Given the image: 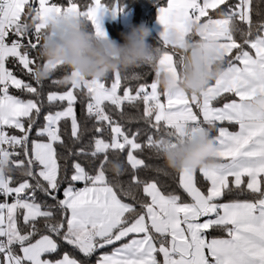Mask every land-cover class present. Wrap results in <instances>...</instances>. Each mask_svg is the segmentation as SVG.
I'll return each mask as SVG.
<instances>
[{
	"label": "snow or ice",
	"instance_id": "obj_1",
	"mask_svg": "<svg viewBox=\"0 0 264 264\" xmlns=\"http://www.w3.org/2000/svg\"><path fill=\"white\" fill-rule=\"evenodd\" d=\"M156 2L159 65L179 75L183 57L167 36L188 38L189 22L205 28L197 39L217 44L222 74L198 93L165 92L156 74L135 88L126 82L144 80L140 73L83 79L42 58L50 21L84 18L104 37L105 15L122 11L116 0H0V264H264V113L252 108L264 97V8L259 0ZM41 65L49 77L65 73L52 81L65 90L45 92L33 75ZM84 97L90 149L77 147L89 131L76 112ZM126 105H142L138 119L154 130L144 144L140 129L130 135L113 118ZM206 131L212 162L172 176L189 199L139 176L140 168L171 173L134 153L146 147L159 158L164 141ZM110 165L115 177L130 166V181L110 180Z\"/></svg>",
	"mask_w": 264,
	"mask_h": 264
},
{
	"label": "clouds",
	"instance_id": "obj_2",
	"mask_svg": "<svg viewBox=\"0 0 264 264\" xmlns=\"http://www.w3.org/2000/svg\"><path fill=\"white\" fill-rule=\"evenodd\" d=\"M204 31L202 24L193 21L188 24V38H182L175 31L168 33V43L177 47L183 57L179 75L159 65L160 52L157 46L148 42L152 30L145 23L122 32L124 42L119 43L107 35L97 36L84 18H57L50 21L49 30L42 37L40 55L46 62L58 63L83 79H104L117 71L149 65L163 91L198 93L222 74L216 42L197 39ZM33 75L34 79L43 82L50 73L41 65ZM70 80V75L65 78V82ZM252 108L257 113H264V97L254 98ZM215 148L213 137L206 131L184 140L164 141L160 157L167 169H195L212 162ZM109 167L114 173L118 171Z\"/></svg>",
	"mask_w": 264,
	"mask_h": 264
},
{
	"label": "trees",
	"instance_id": "obj_3",
	"mask_svg": "<svg viewBox=\"0 0 264 264\" xmlns=\"http://www.w3.org/2000/svg\"><path fill=\"white\" fill-rule=\"evenodd\" d=\"M61 2H62V0H61ZM104 2L111 4L114 2V0H104ZM116 2L122 8V11H120L118 14H121L123 12H129L130 13V15H131V27L133 25H140L141 23H145L152 30L151 24L154 20V11H155L156 7H158L156 0H116ZM159 2L163 4L165 2V0H159ZM256 3H257V0H254V4H256ZM259 4H260V7L264 8V0H259ZM210 14H212L211 10H210ZM254 19H255V17H254ZM92 30L94 31V29H92ZM107 31H108L110 38L114 39L115 41H117L119 43H123L124 41H123V38L121 36V33L127 32L128 29H127V27L123 26L118 20V21H112V22L107 23ZM148 42L154 46H156L157 43L159 42V39L155 35L153 30H152L151 36L148 38ZM9 66L12 67L11 64ZM14 71L16 72V74L18 75L19 78L24 79L25 81L30 80L29 76L20 72L18 69H14ZM122 73L123 74L140 73L144 76V80H142V81H127L126 82V83H131L134 88L138 83L145 82V81L151 82L154 79V75H155L154 70H152L150 68V66H148V65L131 67V68L123 71ZM64 75H65V73L63 71H56L53 73V75L51 77L46 79L44 81L45 92H47L49 90H53V91L65 90V88L67 87L66 85H54V84H52L53 80L63 79ZM17 94H19V93H17ZM23 98H27V97H23ZM84 100H85V105H81L79 102L77 103L76 112H77L78 118L81 122V125L82 126L86 125L87 128L89 129V131L85 134L82 144L77 145V147L85 146V147L90 149L92 137L94 135V132L92 131L93 122L90 120H86L84 108L86 106L87 98L84 97ZM124 111H125V115L123 118H121L118 114H115V113H113V118L115 120H118L119 123L124 127V129L127 132H129L130 135H131V133L135 132L137 129H140L141 135L138 137V142L144 144L146 142V137L149 134V132H154V130L149 129L148 126L143 123V121L138 119L139 116L142 114V105L139 106V109H137L136 107H131V106L126 105ZM41 123H42V121H41ZM68 131L70 133V126H69ZM104 138L109 139L107 133L105 134ZM65 140L69 145H71V141H70L68 135L65 136ZM134 154L137 155L138 158L145 160L146 164L165 167L162 158L161 157L155 158L153 156V153L149 149H147L146 147L144 148L143 151H138ZM120 159H121V161L126 160V150L123 154H121ZM81 163L84 164V166L86 167V169L89 172H92L94 170L95 165L90 163L88 160L82 159ZM126 167L128 168V171L125 174L121 175L120 177H115V173L111 170H109L106 174L110 180L119 179L122 183L127 184L131 179L132 170H131L130 166L126 165ZM167 170L171 173V176H164L162 174L158 175L151 168H148V169L140 168L138 174L142 179H156L158 181V184L161 187V189L166 193L167 192H175V193L180 194L185 200L189 199L186 196V194H184L182 192V190L178 187V180L172 179V176L177 175L176 171H173L170 169H167ZM78 186H80V185H78ZM139 194L142 195V192ZM122 198L126 199V201H127L126 197H122ZM241 198H243V197H241ZM40 199L43 200L45 198L41 196ZM49 203H51V201H49ZM216 235H219V233H216ZM65 248L69 252H72L73 255H75L78 259H83V257L78 252H75L73 249L68 248L67 246H65ZM65 248H62L61 251H64Z\"/></svg>",
	"mask_w": 264,
	"mask_h": 264
},
{
	"label": "rangeland",
	"instance_id": "obj_4",
	"mask_svg": "<svg viewBox=\"0 0 264 264\" xmlns=\"http://www.w3.org/2000/svg\"><path fill=\"white\" fill-rule=\"evenodd\" d=\"M118 20L123 25H128L130 23V14H129V12H126L125 14H121L120 16H119V14H117L115 16V18H113L111 14L105 15V17L103 18L102 23H103V27H104V30H105L107 36H109L108 31H107V23L112 22V21H118Z\"/></svg>",
	"mask_w": 264,
	"mask_h": 264
},
{
	"label": "crops",
	"instance_id": "obj_5",
	"mask_svg": "<svg viewBox=\"0 0 264 264\" xmlns=\"http://www.w3.org/2000/svg\"><path fill=\"white\" fill-rule=\"evenodd\" d=\"M126 12H123L121 14H125ZM119 14V16L121 15ZM130 14V13H129ZM120 22V21H119ZM121 23V22H120ZM122 24V23H121ZM123 25V24H122ZM125 27H127L128 30H130L131 28V15H130V23L128 25H123ZM151 28L153 30V32L155 33V35L158 37L159 39V33L162 31V26L158 23V7H156L155 11H154V20L151 24ZM230 130H235L234 128L230 129ZM82 186V185H80Z\"/></svg>",
	"mask_w": 264,
	"mask_h": 264
}]
</instances>
